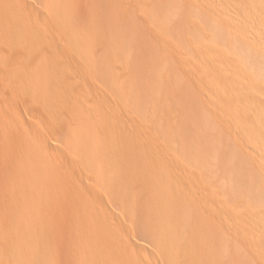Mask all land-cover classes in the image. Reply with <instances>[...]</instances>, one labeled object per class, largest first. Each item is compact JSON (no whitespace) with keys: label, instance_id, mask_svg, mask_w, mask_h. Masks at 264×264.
<instances>
[{"label":"bare ground","instance_id":"bare-ground-1","mask_svg":"<svg viewBox=\"0 0 264 264\" xmlns=\"http://www.w3.org/2000/svg\"><path fill=\"white\" fill-rule=\"evenodd\" d=\"M235 8L264 0H0L26 19L0 32V264H264V171H240L264 152V66ZM240 52L263 77L247 132L213 103Z\"/></svg>","mask_w":264,"mask_h":264},{"label":"rangeland","instance_id":"rangeland-1","mask_svg":"<svg viewBox=\"0 0 264 264\" xmlns=\"http://www.w3.org/2000/svg\"><path fill=\"white\" fill-rule=\"evenodd\" d=\"M235 9H236V10H235ZM235 9H233V10L237 11V12L240 14V15H237V18L240 17V18H239V19H240L239 22H241V23H240V24H241V25H240V28H242V30H243V28H244V30H245V29L247 30V31H246V30L244 31V35H243L244 39H246V43H248V45H251L250 42H252V45L255 46V48H256V47L258 48V49L256 48V49H257L256 52L259 54V55H257V57H258V59H259V60H258L259 62H258V61H257V62L260 63V64H262V65L264 66V62H263V61H264V58H262V57L264 56V39H263V37H264V28H263V27H264V26L261 27V26L259 25L260 23H263V25H264V20H263L264 18L262 19V17H264V13L262 12L263 14L261 13L262 15H260V16H259V15H258V16H257V15H256V16H254V15L251 16V13H249L248 9H246V10L248 11V14H247V12H245V10H244V12H241L240 9H238V10H237V8H235ZM12 11H13V10H12ZM12 11L10 12V14H11V18H12V19L8 20L9 22L7 21V22H6V23H7L6 25L3 24L5 21H4L3 23H2V21H0V27H2V28H0V32H1L2 30H7V29H8L6 32H7V33L9 32V35H10V36H11L12 34H15V33H16V30L18 31V26H19V24H20V21H26V19H25V13H23V11H22V12H16V11L14 10V11H13L14 13H13ZM232 12H233V11H232ZM20 14H21V15H20ZM253 17H254V18H253ZM255 17H257V18H255ZM258 17H259V18H258ZM242 18H243V20H241ZM245 19L249 20L250 23H248L249 21H247V20H245ZM259 19H262V20H259ZM244 20H245V21H244ZM251 22H252L253 24H252ZM257 23H258L259 26L257 25ZM243 24H247V25H243ZM2 25L4 26V28H3ZM261 25H262V24H261ZM251 27H252L253 29H252ZM256 29L260 30V31H261L260 33H261V34L258 33L259 31L256 30ZM255 30L257 31V33H256ZM12 31H14V32H12ZM254 31H255V32H254ZM246 32H247V33H246ZM249 32H250V33H249ZM11 33H12V34H11ZM252 33H253V34H252ZM246 34H247V35H246ZM253 35H254V36H253ZM26 36H27V35L24 34V37H26ZM249 37H250V39H248ZM252 37H254V38H252ZM261 37H262V38H261ZM24 39H25V40H26V39L28 40V36H27L26 38H24ZM254 39H255V40H254ZM27 40H26L25 42H27ZM258 40H259V42H258ZM260 40H262V41H260ZM28 41H29V40H28ZM249 41H250V42H249ZM254 41H256V42H254ZM25 42H24V43H25ZM257 43H259V44L257 45ZM25 45L28 46V45H30V43H29V44H28V43H25ZM31 46H32V45H30V47H31ZM258 46H259V47H258ZM30 47H29V48H30ZM31 48H32V47H31ZM31 48H30V49H31ZM261 48H262V49H261ZM33 49H34V48H32V50H33ZM262 50H263V51H262ZM243 51H244V52H243ZM243 51H241V52H243L242 54H243V55H244V54L246 55L247 52H246L245 50H243ZM260 51H262L263 53L260 52ZM241 52H240V54H241ZM34 53H35V52H34ZM261 53H262V54H261ZM238 54H239V53H237V54H236V53H235V54H232L233 56H232V55L230 56V55H228L227 53L222 54V56H224L225 59L227 58V60H229V61L232 62V67H230V69H225V70H227V72H226L225 70H223L222 73L225 71L224 74H225L226 76L229 75L230 78H231V77L234 78V80L238 83V84L236 85L237 89H238V88H240V89L236 90V93H234L233 95H231V99H230V96H229V95L221 93V94L215 96V99H214V100L212 99V100L214 101L213 103H215V105L213 104L214 106L225 108L224 105L227 106L228 104L231 103V105H235L236 108H237L240 112L244 111V108L247 107L246 111L249 110V113H250V114L252 113V115H251L250 118H249L250 121H249V120H246L245 123L243 122V124H244L243 129L246 128V130H245V129H244V130H245V132H247V130H249V129H251L252 127H254L253 125H255V123H257V122H256L257 120H256L255 117L253 116L254 113H255V115H257V114H256L257 110H255L256 107L253 106L252 104H251V105H247V102L245 101V99H242V97H241V95H242L241 92H243V95H242V96H244V94H245V95L248 94V95L252 96V95L249 94V93H252L253 95H255L256 93H253V91H255V88H254V86H252L255 82H253V81H254V80H257V81H258L259 79H261V80L263 81L264 78H263V77L258 78V77H260V76H259V73L256 72L255 70H253L252 68L250 69V65L247 64V63H245V62H247V61H245V57H244L242 54H241L242 56H241V55H238ZM260 54L263 55V56H261ZM229 56H230V57H229ZM239 56H241V57L243 58V60L241 59V57L238 59ZM247 56H248V54H247ZM259 57H261V59H260ZM230 58H231V59H230ZM234 58H235V60H234ZM262 59H263V60H262ZM236 61H237V62H236ZM238 61H239V63H238ZM241 61H242L243 63L240 64ZM246 64H247V66H249V69H248V67L246 66ZM243 65H244V66H243ZM253 71H255L254 73L257 74V78L254 77L255 79L253 78L254 80H252V82H251V81H248V80H251V79H252V76H255V75L253 74ZM250 72H252V73L250 74ZM1 74H2L3 76H7V75H4V74H5L4 71H2ZM55 74H56V73H55ZM248 74H250V75H248ZM252 74H253V75H252ZM246 76H247V77H246ZM240 78H241V79H240ZM262 78H263V79H262ZM244 79H245V81H244ZM241 80H243V81H241ZM246 80H247L248 82H247ZM261 80L258 81V82L260 83ZM257 81H256V82H257ZM243 82H244V83H243ZM245 82H246V83H245ZM249 82L251 83V85H250ZM241 84H242V85H241ZM245 84H246V85H245ZM257 84H258V83H257ZM238 86H239V87H238ZM248 86H249V87H248ZM241 87H242V90H241ZM245 87H246V88H245ZM244 88H245V89H244ZM143 89H144L143 92H142V94H143V95H142V96H143V97H142V99H143V103L146 104V105H149V106H151V107H156V110H157L158 108L160 109V108L163 107L165 110H167V111L169 112L170 108H171V109H172V108H174V109L177 108V112L179 113L180 118H181V113H182V112H180V111L184 108V106H186L185 109L188 110V111H187L188 113L192 112L193 114H196L197 117L200 116L199 113H201L200 110L202 109V107L200 106L201 108H199L198 104H196L197 102H196V103H195V102L192 103V105H191V104H190V105H184V106H182V107H180L181 105L178 106L179 104H178V105L176 104V105L179 107V109L182 108V109H180V111H178V107H177L176 105H175L176 107H175V106L173 107V104H172V103L169 104V103H166V102H164V101H163V102H162V101H159V100H158V99H157V98H156L151 92L149 93V90L146 92L147 88L143 87ZM247 89H248V90H247ZM251 89H253V90H251ZM239 90H241V91H239ZM200 91H201V93H202L203 95H199V97H200V96H202V97L204 96V97H205L206 94L208 93V91H207L206 89H201ZM203 91H205V93H204ZM237 91H238L239 93H238ZM247 91H249V92H247ZM251 91H252V92H251ZM245 92H247V93H245ZM201 93H200V94H201ZM204 94H205V95H204ZM202 97H200V99H201ZM240 97H241V98H240ZM205 98H206V99H205ZM205 98H204L205 100L202 98L203 102H205V103H207L208 105H210V103L212 102V100H211L210 98H209L210 100L208 99V95H207V97H205ZM200 99H199V100H200ZM207 99H208V100H207ZM31 100H32V99H31ZM199 100H198V102H199ZM202 100H201V102H202ZM242 101H243V102H242ZM203 102H202V103L199 102V105H202V104H203L204 106L207 105V104H204ZM245 102H246V104H245ZM243 104H244V105H243ZM203 105H202V106H203ZM218 105H219V106H218ZM190 106H191V107H190ZM241 106H242V109H241ZM243 106H245V107H243ZM187 107H188L189 109H188ZM238 107H239V108H238ZM248 107H249V108H248ZM197 108H198V112H199V113H196V112H195V111L197 110ZM159 109H158V110H159ZM174 109H173V110H174ZM185 109L182 110L183 113H185ZM256 109H257V108H256ZM251 110H253V112H252ZM175 111H176V110H175ZM254 111H255V112H254ZM259 111H260V110H259ZM259 111H258V112H259ZM258 112H257V113H258ZM183 113H182V114H183ZM55 114H57V113H55ZM258 114H260V112H259ZM57 115L59 116L60 119H62L63 116L60 117L59 114H57ZM260 116H261V115H260ZM260 116H259V118H261L260 120H262V121H260V122H261V123H264V116H262L263 118L260 117ZM200 117H201V116H200ZM251 117L254 118V119H252ZM63 118H64V117H63ZM181 119L183 120V117H182ZM251 120H253V122H251ZM254 120H255V121H254ZM243 124H242V125H243ZM247 127H248V128H247ZM242 135H243L242 133H239V135H238V136H239V137H238V142H241V141L243 140V139H242V138H243ZM240 140H241V141H240ZM243 141H244V140H243ZM243 141H242V142H243ZM258 155H259V157H264V152H261V155H260V153H259ZM242 156H243L244 158L247 157V156L245 157L244 155L241 154L240 157H242ZM240 157H238V160L234 161V163H233V164H234V168H235V170H234V171H235V179H237V180H236V183H237V184L240 183V185L246 186V185L249 184V182H251L250 179H252L251 186H252V187H257V186H259V185H260V184H259V180L261 181V179H262V178H261V175H260L259 177L256 176V175H255V176H252V175L257 174V173H258L257 171H259V172H260V171H264V159L258 157V160L256 159V161H254V160H252V158L250 157L251 159L248 158V160H250V162H251V160H252L253 162H251V163L249 162V163H248V160H246V161H245L244 159L242 160ZM239 158H240V159H239ZM260 159H261V161H260ZM262 159H263V160H262ZM212 160H214V156H213V159H212V157H211V159L208 160V161H209L208 163L210 164ZM239 160H240V161H245V162H247L246 165L244 164V165H245V168H246V166H248V164H249V165H252V166L255 165L256 168H254V167L252 168V166H251L250 168H251L252 170H249V168H246V169H245V168H243V167H244V166H243L242 168H240V171H241V172L243 171V173H247L248 175H247V174L243 175V173H241V172H240V174H238V172H239V171H238V170H239V169H238V168H239L238 166H240V167L242 166V165H239V164H240V163H239V162H240ZM262 161H263V163H259V162H262ZM215 162H216V161H213V164H215ZM245 162H243V163H245ZM257 163H258L259 165H257ZM241 164H242V162H241ZM262 164H263V166H262ZM210 165H211V164H210ZM212 166H213V168L215 169V168H216L215 166H219V165H216V164H215V165H212ZM260 166H262V167H260ZM257 167H258V170H257ZM261 168H262V169H261ZM217 169H218V167H217ZM241 169H243V170H241ZM244 169H245V170H244ZM247 169H248V170H247ZM253 169H256L257 171L254 173L253 171H255V170H253ZM251 172H253V173H251ZM261 173H262V172H261ZM261 173H260V174H261ZM237 174H238L239 177H242V178H241V182H240V180H238V179H240V178L236 177ZM258 174H259V173H258ZM262 174H263V173H262ZM246 175L249 176V177H248L249 180H248L247 178H245L244 180H245V181L247 180L248 183H245L244 180H243V177H246ZM254 177H255V179H254ZM258 178H261V179H259L258 182H257V179H258ZM253 179L256 180L255 182H257V184H259V185H256L255 182H253V181H254ZM244 183H245L246 185H245ZM252 184H253V185H252ZM254 184H255L256 186H255Z\"/></svg>","mask_w":264,"mask_h":264}]
</instances>
